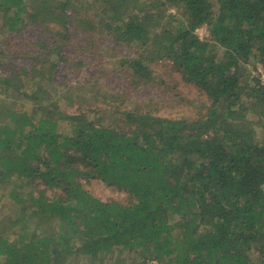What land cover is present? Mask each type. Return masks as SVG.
I'll use <instances>...</instances> for the list:
<instances>
[{"label":"trees","instance_id":"16d2710c","mask_svg":"<svg viewBox=\"0 0 264 264\" xmlns=\"http://www.w3.org/2000/svg\"><path fill=\"white\" fill-rule=\"evenodd\" d=\"M0 14L10 34L54 38L29 68L0 65V264H264V0H0ZM70 25L140 48L120 61L132 79L169 63L202 112L163 117L104 85L63 93Z\"/></svg>","mask_w":264,"mask_h":264},{"label":"rangeland","instance_id":"374dc122","mask_svg":"<svg viewBox=\"0 0 264 264\" xmlns=\"http://www.w3.org/2000/svg\"><path fill=\"white\" fill-rule=\"evenodd\" d=\"M91 1L79 0V3L84 6L86 2ZM88 13L92 14V9ZM169 13L179 16L180 12L176 8H171L167 11V15ZM1 17L0 14V65L12 63L17 68L22 66L29 68L31 60L28 54L39 48L35 42L52 41L53 34L36 26H26L19 32L10 34L3 26ZM195 33L203 39L207 35V28H199ZM69 34L66 36L67 39L62 41L65 45L67 62L60 64V70L55 75L56 85L63 93L66 89L81 87L82 84H85L83 87H92V90L95 88L98 90L104 85L115 94H123L120 100L122 105L130 107H146L147 105V110H157L156 112L163 117H193L202 112L205 101L202 93L194 85L182 81L180 75L174 72L169 63L150 64L148 66L151 74L147 80L143 82L135 80L129 77V71L120 65V61L143 55L140 48L134 45L116 44L110 37L105 35L101 37L102 34L99 31L94 32L95 39H93L86 33L76 31L71 25ZM7 38L9 41L6 40ZM144 57L149 55L146 54ZM5 67L7 66L0 68V75L5 71ZM246 73L252 78L257 77L262 70L260 66L253 67L249 64L246 67ZM140 81L143 84H140ZM0 98L3 97L0 95ZM81 180L83 187L100 200L108 201L123 197L118 191L106 187L99 180ZM4 192V189L0 190V213H4L7 209L9 211L7 204H4L6 199Z\"/></svg>","mask_w":264,"mask_h":264}]
</instances>
